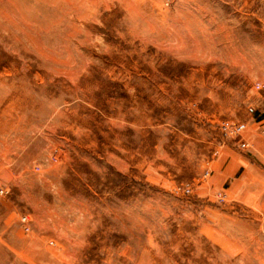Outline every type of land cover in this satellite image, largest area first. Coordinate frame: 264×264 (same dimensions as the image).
<instances>
[{
    "label": "rangeland",
    "instance_id": "1",
    "mask_svg": "<svg viewBox=\"0 0 264 264\" xmlns=\"http://www.w3.org/2000/svg\"><path fill=\"white\" fill-rule=\"evenodd\" d=\"M0 264H264V0H0Z\"/></svg>",
    "mask_w": 264,
    "mask_h": 264
},
{
    "label": "built area",
    "instance_id": "2",
    "mask_svg": "<svg viewBox=\"0 0 264 264\" xmlns=\"http://www.w3.org/2000/svg\"><path fill=\"white\" fill-rule=\"evenodd\" d=\"M221 128L225 133L237 136L243 132V130L245 129V124L241 122L223 121L221 123ZM239 146L243 148L246 146V143L240 142Z\"/></svg>",
    "mask_w": 264,
    "mask_h": 264
}]
</instances>
